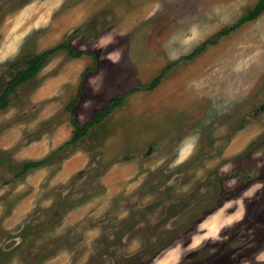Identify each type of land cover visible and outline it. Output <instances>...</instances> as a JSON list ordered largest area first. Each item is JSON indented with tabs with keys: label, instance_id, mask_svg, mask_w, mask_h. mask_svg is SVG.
Wrapping results in <instances>:
<instances>
[{
	"label": "rangeland",
	"instance_id": "rangeland-1",
	"mask_svg": "<svg viewBox=\"0 0 264 264\" xmlns=\"http://www.w3.org/2000/svg\"><path fill=\"white\" fill-rule=\"evenodd\" d=\"M256 1L0 0L1 45L33 29L0 89L64 41L95 56L56 52L0 109V264H264V12L178 62ZM176 61L66 143L70 101L82 126Z\"/></svg>",
	"mask_w": 264,
	"mask_h": 264
},
{
	"label": "trees",
	"instance_id": "trees-1",
	"mask_svg": "<svg viewBox=\"0 0 264 264\" xmlns=\"http://www.w3.org/2000/svg\"><path fill=\"white\" fill-rule=\"evenodd\" d=\"M262 12H264V0H257L255 6L251 10H249L247 13L242 15L235 24L223 28L219 33H217L216 35L211 37L209 40L204 42L200 47H198L196 51H194L191 55L187 57H182L178 62L193 59L198 54L206 50V48L209 45L217 43V41H219L222 37L235 31L242 24L256 19ZM64 50L72 57H78L81 55L89 54L92 58L95 59V56L92 52L82 51V52L76 53L75 50L70 46V44L67 41H64L41 53L28 55L27 57H23V58L9 62L8 64L10 66L15 67V68H19V67L20 68L17 70V73L10 80L5 82L4 86L0 89V109H4L9 105L11 96L15 93L16 89L20 85L32 80L36 76V74L44 66L49 56L55 54L58 51H64ZM94 62H95L94 64H96V61ZM178 62L176 61L166 66L164 70L162 71V73L158 77L153 79L149 84L139 85L137 87L131 88L123 93H120L114 96L105 107L95 111L91 120L86 122L82 126L78 125V123L75 120V115L72 111V108L75 105L77 99H73L72 101H70L66 105L65 111L70 114V122H71V125L73 126V130H72L70 139L66 143L76 144L79 140L86 137L90 129L93 126L99 125L108 116H110L114 112V110L121 107L126 102L127 98L130 95L136 92H144V91H149V90H153L154 88H156L158 84L161 82V80L163 79V77L167 74V72L173 69L177 65ZM83 75H84V72L81 74V77H83ZM81 83H82V79H81ZM81 83L78 86L76 95L81 93ZM47 159L48 158L46 157V158L39 159V160L23 161L21 170L17 174L23 175L29 170L38 168L42 166L43 164H45L47 162ZM1 258L3 259L5 257H0V259Z\"/></svg>",
	"mask_w": 264,
	"mask_h": 264
},
{
	"label": "crops",
	"instance_id": "crops-1",
	"mask_svg": "<svg viewBox=\"0 0 264 264\" xmlns=\"http://www.w3.org/2000/svg\"><path fill=\"white\" fill-rule=\"evenodd\" d=\"M56 1H63V0H56ZM35 10H39L41 12V7H34V9H31L27 11V15L29 17H32L35 13ZM26 14V13H25ZM17 20H14L13 23L15 24ZM31 22V21H30ZM30 24V23H29ZM12 28V27H11ZM29 30L33 29H3V34L5 35L4 39L2 40V45L0 46V60L8 59L11 56L14 55L18 48V41L20 40L21 36L28 32Z\"/></svg>",
	"mask_w": 264,
	"mask_h": 264
}]
</instances>
